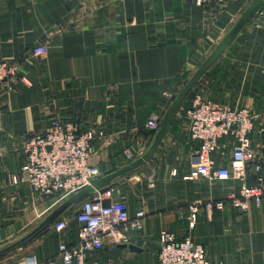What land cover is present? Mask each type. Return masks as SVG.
Listing matches in <instances>:
<instances>
[{
	"label": "crops",
	"instance_id": "obj_1",
	"mask_svg": "<svg viewBox=\"0 0 264 264\" xmlns=\"http://www.w3.org/2000/svg\"><path fill=\"white\" fill-rule=\"evenodd\" d=\"M247 3L0 0V59L14 68L0 85V248L28 232L60 202L39 196L23 182H13L21 174L28 137L43 132L52 119L63 118L74 122L80 132L104 131L103 139L92 143L89 158L102 175L134 160L137 148L143 144V152L155 133L146 130L147 118L155 113L161 119ZM41 44L47 52L35 56L32 49ZM195 94L249 108L254 116L251 146L259 157V130L264 127V6L189 93L151 159L110 186L111 199L113 192L124 199L130 216L145 212L143 227L129 231L127 243L105 242L88 253V261L156 264L158 233L167 230L177 239L190 236L202 244L211 260L264 264V197L259 205L250 202L246 210L226 204L210 213L198 212L194 226H188L194 201L225 200L237 194L242 183L234 177L184 178L198 148L185 118ZM258 157L245 166L248 185L256 182ZM215 162L227 165L228 157L217 154ZM74 211L60 216L67 218L66 228L54 231L55 220L27 244L0 257V264H17L27 255L38 262L55 258L59 243L77 240Z\"/></svg>",
	"mask_w": 264,
	"mask_h": 264
},
{
	"label": "built area",
	"instance_id": "obj_2",
	"mask_svg": "<svg viewBox=\"0 0 264 264\" xmlns=\"http://www.w3.org/2000/svg\"><path fill=\"white\" fill-rule=\"evenodd\" d=\"M206 1L195 0V3L201 5ZM32 52L35 56H41L47 52V47L36 45ZM13 74L12 65L0 59V85ZM185 118L188 134L198 142V148L191 157V168L184 178L225 181L234 177L242 181L238 193L225 200L194 201L189 206L188 226H194L198 212L210 213L214 209H222L226 204L241 210L248 209L250 202L259 205L264 197V127L259 130L262 143L258 157L251 146L254 127L252 111L247 107H231L195 94ZM159 121L157 114H150L145 122L146 130L155 132ZM104 135L102 129L88 128L80 132L72 121L52 119L43 132L33 134L24 141L25 162L21 166V174L13 177V182L25 183L39 196L54 197L56 201L66 199L102 175L101 170L89 162V158L92 143L100 141ZM225 138L233 142H222ZM219 143L220 148L229 147L227 165H217L215 162V155H223ZM142 146L137 148V157L142 152ZM256 157V170L259 173L255 184L248 185L244 182L245 166L247 162L255 161ZM111 191V188L97 191L80 203L74 214L79 223L77 240L71 244L59 243L55 258L38 262L34 255H27L17 264H99L96 260H87L89 252L101 249L105 242L110 245L127 243L128 232L143 227L145 212L139 210L130 216L127 202L124 199H111ZM66 226L67 218H61L53 224L52 229L59 232ZM158 240L160 245L156 264H223L209 259L203 245L190 236L177 239L172 232L160 230Z\"/></svg>",
	"mask_w": 264,
	"mask_h": 264
},
{
	"label": "water",
	"instance_id": "obj_3",
	"mask_svg": "<svg viewBox=\"0 0 264 264\" xmlns=\"http://www.w3.org/2000/svg\"><path fill=\"white\" fill-rule=\"evenodd\" d=\"M264 6V0H249L245 8L240 15L236 18L231 27L224 33L215 47L204 59V61L198 66L183 86L177 91L166 111L162 115L157 130L155 131L153 138L151 139L148 147L134 160L125 164L124 166L99 176L93 179L89 184L83 186L76 192L72 193L55 208H53L37 225L31 228L24 235L19 237L13 242L6 244L0 248V257L7 255L8 253L22 247L31 241L38 234L49 228L55 220L63 215L66 211L72 210L75 206L79 205L84 199L88 198L91 194L97 191H104L110 186L121 182L130 172L137 170L151 159L153 154L158 149L166 133L168 132L175 116L181 109L188 94L196 86V84L206 75L210 68L225 52L229 45L234 41L241 30L246 24L254 17L260 7ZM117 193L113 192V200H117ZM76 213V209L74 214ZM123 247L127 246L129 249H136L133 245L123 244Z\"/></svg>",
	"mask_w": 264,
	"mask_h": 264
},
{
	"label": "rangeland",
	"instance_id": "obj_4",
	"mask_svg": "<svg viewBox=\"0 0 264 264\" xmlns=\"http://www.w3.org/2000/svg\"><path fill=\"white\" fill-rule=\"evenodd\" d=\"M188 95H189V94H188ZM220 149H221L220 152L223 153V155H221V153H220V157H221V156L225 157V156L227 155V153H228V150L226 149V147H225V148H222V147H221ZM62 201H63V200H62ZM62 201H60L59 203H61ZM59 203H58V204H59ZM58 204H57V205H58ZM57 205H56V206H57ZM54 208H55V207H54ZM60 218H61V217H60Z\"/></svg>",
	"mask_w": 264,
	"mask_h": 264
},
{
	"label": "trees",
	"instance_id": "obj_5",
	"mask_svg": "<svg viewBox=\"0 0 264 264\" xmlns=\"http://www.w3.org/2000/svg\"><path fill=\"white\" fill-rule=\"evenodd\" d=\"M190 93H191V92H190ZM89 197H90V196H89ZM79 205H80V204H79ZM79 205L75 206V209H77ZM59 219H60V217H58V218L56 219V221H58Z\"/></svg>",
	"mask_w": 264,
	"mask_h": 264
}]
</instances>
